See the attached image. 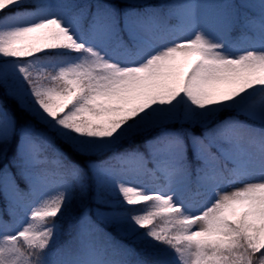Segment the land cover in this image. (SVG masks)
Here are the masks:
<instances>
[{
    "label": "snow or ice",
    "instance_id": "snow-or-ice-1",
    "mask_svg": "<svg viewBox=\"0 0 264 264\" xmlns=\"http://www.w3.org/2000/svg\"><path fill=\"white\" fill-rule=\"evenodd\" d=\"M0 264H264V0H0Z\"/></svg>",
    "mask_w": 264,
    "mask_h": 264
},
{
    "label": "trees",
    "instance_id": "trees-1",
    "mask_svg": "<svg viewBox=\"0 0 264 264\" xmlns=\"http://www.w3.org/2000/svg\"><path fill=\"white\" fill-rule=\"evenodd\" d=\"M6 102L12 106V107H15V103L11 100V99H6ZM129 207H139V206H129Z\"/></svg>",
    "mask_w": 264,
    "mask_h": 264
},
{
    "label": "rangeland",
    "instance_id": "rangeland-1",
    "mask_svg": "<svg viewBox=\"0 0 264 264\" xmlns=\"http://www.w3.org/2000/svg\"><path fill=\"white\" fill-rule=\"evenodd\" d=\"M195 199H197L199 201V200H203L204 197L203 196H200V197H196Z\"/></svg>",
    "mask_w": 264,
    "mask_h": 264
}]
</instances>
